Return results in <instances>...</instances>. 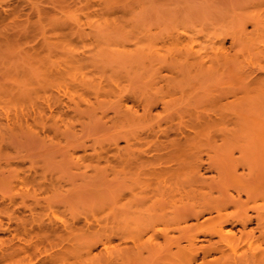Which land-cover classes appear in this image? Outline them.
Here are the masks:
<instances>
[{
    "label": "rangeland",
    "instance_id": "1",
    "mask_svg": "<svg viewBox=\"0 0 264 264\" xmlns=\"http://www.w3.org/2000/svg\"><path fill=\"white\" fill-rule=\"evenodd\" d=\"M220 40L226 67L206 72L184 63L186 50L211 53ZM263 52L264 0H0V208L12 199L27 218L32 209L44 222L74 217L82 225L90 210L112 203L121 212L113 226L135 232L133 193L147 189L158 166L134 172L126 162L151 150L152 131L161 141L165 129L169 141L179 129L191 136L177 110L195 99L203 116L227 120L200 127L202 192L222 202L237 197L229 175L264 168V98L229 107L206 100L241 96L251 78L245 72L264 75ZM58 73L68 74L64 84L50 82ZM168 89L169 109L157 104L143 117L141 100ZM167 114L173 121L156 122ZM147 135L152 143L140 140ZM260 204L241 193L238 211L254 216ZM254 228L255 221L247 226ZM231 249L264 252V241L242 239Z\"/></svg>",
    "mask_w": 264,
    "mask_h": 264
},
{
    "label": "bare ground",
    "instance_id": "2",
    "mask_svg": "<svg viewBox=\"0 0 264 264\" xmlns=\"http://www.w3.org/2000/svg\"><path fill=\"white\" fill-rule=\"evenodd\" d=\"M233 41L231 38V42ZM223 49V40H220L211 45V53L207 51L194 53L192 50H186V56L190 57L186 58L184 63L198 71H219L226 67L229 59L227 56L220 58ZM262 68L260 66L258 69ZM244 74L246 75L244 79L251 78L245 84V91L241 96L234 94L233 100H226L224 103L223 97L209 96L207 103L213 107H229L244 102L250 95L263 99V73L254 74V70L250 69ZM67 77L68 74L58 73L50 82L64 84ZM167 84V87H175L170 85V82ZM161 89L162 87L156 94L160 93ZM170 90H166V95H153L138 102L143 117L151 116L152 108L157 104L166 112L172 104L171 100L166 99L171 95ZM258 100L260 99L255 101ZM187 102L184 108L177 110V114L181 119L186 116V121L193 126L189 128L193 131L191 136L179 129L175 138L169 141L170 135L165 129L160 130V135L165 139L161 141L157 135L159 132L152 131L154 142L148 140L149 135L140 139L153 142L151 150L135 152V160L126 162L134 172L149 165L158 166L150 171L151 179L145 186L147 189L143 188L133 193L135 196V202H132L133 206L135 204L133 213L137 215L135 220L139 221L134 225L135 232L127 226L121 228L113 226L115 221L121 218V212L111 207L114 206L112 203L109 204L111 206L106 204L108 213H105L106 205L90 210L89 214L83 216L84 224L80 225L74 217L67 221L58 216V221L44 222L34 217L32 209L30 213L33 215L27 218L23 211L11 207L13 200L9 198L8 205L0 208V233L6 234L5 238L0 239V264H243L248 261L254 264L264 263V252L237 256L233 249L232 255L227 251L235 241L242 239L264 241V168L255 172L249 171L247 175L236 173L229 175L230 186L236 190L235 198L222 202L204 194L198 150L200 127H216L227 120L223 116H203L198 111L199 99ZM120 114L129 118L132 115L126 110ZM261 116L259 123L264 127V111ZM157 117L159 116L154 117L158 119L156 122L173 121L171 114ZM150 151L153 153L150 154ZM173 162H176V167L170 165ZM207 188L209 191L213 190L212 187ZM241 193H244L247 199L256 197L261 201L260 206L253 207L254 216L238 211ZM148 202L150 203L147 204ZM229 207L237 211L228 213ZM1 215L8 220L6 226ZM253 221L255 228L248 230V224ZM238 225L241 229H236ZM233 228L239 232V236ZM255 231L258 232V236L254 235ZM116 240L118 243H115ZM217 255L220 256L216 257ZM220 257L223 258L222 262Z\"/></svg>",
    "mask_w": 264,
    "mask_h": 264
}]
</instances>
